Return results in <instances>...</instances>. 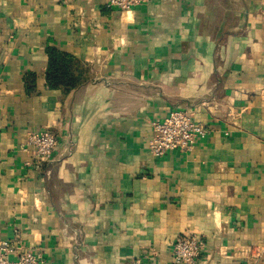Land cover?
Instances as JSON below:
<instances>
[{
	"label": "crops",
	"instance_id": "0c3cea01",
	"mask_svg": "<svg viewBox=\"0 0 264 264\" xmlns=\"http://www.w3.org/2000/svg\"><path fill=\"white\" fill-rule=\"evenodd\" d=\"M48 48L87 82L48 89ZM174 110L209 133L155 158ZM188 235L198 264H264V0H0V241L45 264H173Z\"/></svg>",
	"mask_w": 264,
	"mask_h": 264
},
{
	"label": "built area",
	"instance_id": "2783aa9c",
	"mask_svg": "<svg viewBox=\"0 0 264 264\" xmlns=\"http://www.w3.org/2000/svg\"><path fill=\"white\" fill-rule=\"evenodd\" d=\"M150 0H109V5L120 11L128 12L149 3ZM209 131L199 124L193 113L174 110L163 120L153 123V136L149 151L155 158H163L175 151H191L195 141L205 138ZM58 136L51 131L33 132L28 136L25 150L37 163L48 162L58 148ZM206 248V242L194 235L179 238L172 247L173 264H198ZM14 255L16 258L11 259ZM0 264H45L41 252L28 251L9 241H0ZM133 264H143L136 260Z\"/></svg>",
	"mask_w": 264,
	"mask_h": 264
},
{
	"label": "trees",
	"instance_id": "16d2710c",
	"mask_svg": "<svg viewBox=\"0 0 264 264\" xmlns=\"http://www.w3.org/2000/svg\"><path fill=\"white\" fill-rule=\"evenodd\" d=\"M47 55L46 84L48 89H59L68 94L87 82V70L73 56L55 48H48ZM34 78L30 75L27 82L29 92L35 89Z\"/></svg>",
	"mask_w": 264,
	"mask_h": 264
}]
</instances>
